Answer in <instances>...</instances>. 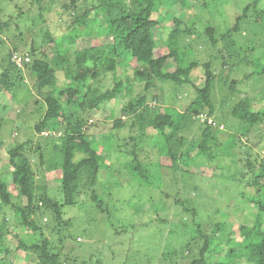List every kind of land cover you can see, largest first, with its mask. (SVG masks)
Segmentation results:
<instances>
[{
	"label": "trees",
	"instance_id": "obj_1",
	"mask_svg": "<svg viewBox=\"0 0 264 264\" xmlns=\"http://www.w3.org/2000/svg\"><path fill=\"white\" fill-rule=\"evenodd\" d=\"M168 1L92 0L90 3L88 0H64L58 5L60 10L69 15V19L64 22L65 31L61 35L46 31L45 43L36 47L33 40V45L27 52L23 51L28 44L22 34L24 32L14 35L16 33L12 34L10 31V23L17 16L11 15L5 21L0 19V32L10 35L13 40V50L5 58H0V94H9L16 84L24 82L25 69L32 81V89L39 95L43 94V100H34L38 105L34 111H42L34 125L38 136L35 147L30 144V139L18 141L17 146L9 151L8 167L0 172V211L12 209L17 222L14 226H26L43 237L41 241H34L14 234L19 238L18 249L31 254L37 264H98L91 262L92 258H82L79 253L72 252L77 249L78 242L73 230L75 219H65L64 216L67 207L82 208L86 204L91 206L92 211L104 214L116 233L125 232L128 226H148L151 222L171 223L172 206L181 208L182 213L176 216L179 217L178 222L183 224V231L173 232L172 227L167 236L172 239L175 247L172 252H168L169 257L158 264H170L175 255L180 257L175 260V264H236L238 261H242V264H264V158L252 159V154L247 151V168H253L259 163L260 169L254 170L251 178L252 184L257 187L256 197H247V193L243 192L242 202L246 203L247 197L257 204V208L253 225H241L243 237L240 240H232L225 235L219 237L224 230L223 223L218 222L210 228L203 222H196L198 210L203 205L198 202V198L203 194L191 197L187 194L188 186L180 191L179 185H176L175 177L178 172L185 180L191 179L195 176L190 172L191 167L215 160L221 163L222 177L229 172L230 178L236 181L235 170L239 162L236 151L245 150L242 145L239 146L240 139L236 133L224 136L217 125L216 115L218 112L224 113L219 110V106L224 107V102L236 93L235 85L245 81L244 79H250L252 73L245 75L240 82L235 79L230 81L227 75L240 66L244 58L242 60L240 55H232L230 58L222 55L217 59L224 60V64L228 66L215 75L211 70L213 62L205 63L204 85L202 88L195 85L197 94L184 111L171 105H166L163 110H160L157 103L153 106L151 101H163L161 83L170 81L177 87H183L191 83V72L198 66V62L189 60V44L182 40L184 36L194 34L193 28L185 25L184 28L171 29L161 25L170 15L169 10L162 9ZM170 1L176 10L191 5L188 0ZM261 1L249 2L236 17L234 26L222 38L242 31L241 23L248 19L250 8L259 9ZM31 2L39 5L40 12L34 17L40 20H44L48 9L56 6V0ZM211 2L213 1L206 0L204 6L209 8ZM94 9L102 14L101 18H91ZM259 10L264 14V8ZM26 13L27 10L20 8L18 17L27 19ZM154 13L158 14L157 18H153ZM34 17L31 19L34 20ZM258 19L256 15L255 22H259ZM103 20L105 24L102 23ZM175 22L180 24L182 21L175 19ZM206 32L214 46L218 42L217 37L213 35L212 29ZM244 34L241 35L247 41L244 42L245 47L240 48L245 50V54L254 53L252 59L248 57L249 53L245 59L259 67L253 75L264 76V61L255 54L257 46L262 43L257 38L247 39L248 35ZM260 34L254 33L256 37ZM79 40L87 42L82 49L73 47ZM160 40L167 41V49L156 56ZM50 43L53 48L47 51L45 45ZM4 44L5 41L1 39L0 47ZM14 55L21 56L23 62L17 63ZM25 58L29 60L26 61ZM101 59L105 60L102 66L98 65ZM90 61L93 62L92 66L89 65ZM126 65H134L136 79L143 82V92L138 95H131L132 88L124 87L123 79L116 75L118 67L124 68ZM226 70L228 73L225 77ZM109 71L114 75V86L100 92L94 88L92 81ZM61 76L65 77L62 85ZM218 78L223 83L220 90L226 85V97L220 104L216 102L215 96V81ZM127 81H130L129 77ZM124 90L129 99L120 107L117 116L111 115L114 118L112 129L129 127L133 130L137 127L136 135L130 134L117 140V136L111 133L113 139L107 144L90 140L91 126L98 124L97 119L106 112L108 103ZM261 92L264 95V89ZM203 114L208 117L201 121L199 116ZM229 114L241 135L248 136L249 132L264 126V108L256 109L249 96L234 104ZM209 117H214L215 121L210 122ZM186 125H197L198 133L189 140L184 132ZM148 129L155 132L148 133ZM49 140L52 143L47 150ZM121 140L122 143L119 142ZM145 142L150 144L151 152L157 156V165L168 170L167 174L158 171L153 173L144 164L140 153L146 150ZM3 144L0 137V148ZM113 151L128 159L111 160L108 153ZM37 166L43 167L40 168L39 175H43L44 179L37 175ZM124 170L128 171L130 180L135 181L137 186L133 187L129 200L134 221L119 229L123 222L116 213H112L108 198L115 186L121 184L119 177ZM48 172L53 174L50 179H45ZM11 186L18 189L17 195ZM189 186L192 188L193 184ZM148 187L160 189V198L154 197L153 192H150L149 198L145 197L148 194L146 192L151 191L145 189ZM196 189L194 186L193 190ZM182 193H185L183 198L179 197ZM136 198L139 199L135 200ZM223 213L226 214L224 211ZM44 219L48 221L44 222ZM43 230H49L51 236L42 234ZM11 232L9 219L2 215L0 242L3 243L5 236ZM199 239L203 241L197 242ZM66 243L70 247L66 253H62ZM4 247L2 244L1 253L8 252ZM133 255L131 259L136 260L139 254ZM215 255L218 262L212 261Z\"/></svg>",
	"mask_w": 264,
	"mask_h": 264
},
{
	"label": "rangeland",
	"instance_id": "obj_2",
	"mask_svg": "<svg viewBox=\"0 0 264 264\" xmlns=\"http://www.w3.org/2000/svg\"><path fill=\"white\" fill-rule=\"evenodd\" d=\"M63 1L64 0H56V6L51 10L48 9V11L45 12L46 17H44V20H40L34 17L40 12L39 5L37 3H32L31 0H0V19L5 21L11 15L17 16L16 20L10 23V31L12 34L16 33L14 35H18L21 31L24 32L22 34L25 36L28 44L23 48V51L27 52L30 46L33 45V40L36 47L45 43L44 33L46 31L55 35H61L65 31L64 22L69 19V15L67 12L60 10V6L58 5ZM88 1L91 3L92 0ZM188 1L191 5L184 9L176 10V8L171 5L172 1L169 0L162 9L169 10L170 15H168V18L165 19L161 25H165L171 29L184 28L185 25L193 28L194 34L190 37L184 36L182 40L189 44V60L198 62V66L191 72V83L183 87H177L170 81L161 83V87L163 88L161 98L163 101L157 102L153 100L151 104L154 106L157 103V105L160 106V110H163V107L166 105H171L180 111H184L197 94L195 85H199L200 88L204 85V76L206 72L205 63L212 61L211 70L215 75H218L221 73L222 69L226 68L228 65L226 66L224 64V60H219L217 58H220L222 55H227L228 58L232 55H235L233 57L240 55L242 60L244 58L240 66L232 69L227 77L230 81L235 79L239 82L242 81L247 74L252 73V77L248 80L244 79L245 81L235 85L237 90L236 93H234L232 98H228L226 102H224V107L219 106V110L221 109L224 113L222 114L217 111L220 115H216L217 125L221 128V132L224 133V136H227L225 134L236 133L237 137L240 139L238 142L239 146L242 145L245 150L243 152L239 150L236 151L237 160L239 161L235 170L237 171L236 181L230 178L231 175L229 172L225 174V177H222L223 169L218 160L191 167L190 172L195 175L191 179L185 180L180 172H178L175 177V182L177 181L176 185H179L180 191L188 186L187 194L191 197H198L199 193L203 194V196L198 198V202L201 204L203 203V205L200 206L198 210L199 214L196 215V222H203L210 228L218 222L223 223L224 230L219 234V237L225 235L232 240H240L243 237L241 225L246 224L252 226L256 219L255 211L257 204L247 197H256L257 187L252 184L251 178L252 172L254 170L259 171L260 165L256 163L255 167L249 169L246 166V159L249 156V151L252 154L250 155L252 159L258 157V159L261 160L264 158V126L249 132L248 136L241 135V133L237 132V128L233 124L234 119L230 117L229 110L240 99L247 96L252 99L253 106L256 109L264 108V95L263 92H261L264 89V76H258L257 74L253 75V72L259 70V67L253 66L251 63L247 62L245 57L249 52L245 54V50L240 48V46L245 47L244 42L247 41L246 37L241 34L245 33L244 35H248L247 39L252 37L254 40L257 38L258 42L262 44L257 46V52L255 54L264 61V14L259 10L260 8H264V0L258 5L259 9L250 8L248 19H244V22L241 23L242 31L236 32L225 39L224 37L222 38L223 34L234 26L236 17L243 11V8L249 2H253V0H212L213 2H211L212 4L210 3L209 8L204 6L206 0ZM20 8L27 10L25 14L27 19L18 17ZM157 15V13H154L152 16L153 18H157ZM256 15L259 18V22H255ZM101 16L102 14L94 9L91 18H101ZM31 17H34V20L31 19ZM261 18L262 20H260ZM175 19H179L182 22L176 24ZM253 20L254 22H251ZM102 23L105 24V20H103ZM18 27L20 29H18ZM209 29L213 30V35L218 39V42L214 46L211 45L210 37L206 32ZM255 32L261 34L256 37V35H254ZM9 36L8 34L0 32V40L3 39L5 41L4 46L0 47V58L3 56V58H5L7 53L13 50V40H11L12 38ZM13 39L15 38L13 37ZM17 40H19V38H17ZM86 44V40H79L73 47L82 49ZM232 47H234L239 54L235 53ZM52 48L53 44L51 43L45 45L47 51H50ZM166 49L167 41L160 40L155 55L159 56L163 54ZM253 55L254 53H249L248 57L252 59ZM104 62L105 60L101 59L98 65L101 64L102 66ZM89 65L92 66L93 62L90 61ZM227 73L228 70H226L224 76ZM24 74V82L16 84L15 88L9 94H0V137H2L4 141L3 146L0 148V172L2 169L8 167L10 160L9 151L17 146L18 141L22 142L30 139V144L34 147L38 141L34 125L38 121L42 111H34L38 106L35 104L34 100L43 98L41 97L43 94L39 95L32 89V81L26 69L24 70ZM116 75L123 79L124 87L132 88L131 95H138L143 92L144 85L143 82L136 79L134 65H126L124 68L123 66H119ZM127 77L130 78V81H127ZM64 80L65 77L61 76V85ZM114 82V75L110 71L105 75H101L99 79L92 81L94 88L100 92L112 88ZM222 84L219 78L215 81L216 102L219 104L222 102V99L226 97V85H223V89L220 90ZM117 95V97L108 103L106 112L98 117V124L91 126V133L89 135L90 140L101 144H107L110 143V139H113L111 133L117 136V140L126 138L130 134L136 135L137 127L133 130L129 127L117 130L112 129L114 118H111V115L117 116L120 107L129 99V95L125 90ZM207 117L206 114H203L199 116V119L203 121V119ZM209 121H215V118L209 117ZM153 132H155L153 129H148V133ZM184 132L188 140L191 139L198 133L197 125H186ZM119 142L122 143L123 140ZM51 143L52 141L49 140V143H47V147L49 148H47V150L51 148ZM144 147L146 150L140 153V157L149 170L153 173L158 171L162 173L166 172L167 174L168 170L161 169L157 165V156L151 152L150 144L145 142ZM101 149L103 150L102 146ZM108 154L113 161H117L118 159L124 161L128 159L115 151ZM48 158L49 156L47 159ZM223 165H226V163H223ZM45 166L46 164L43 165V167ZM43 167L37 166V175L44 179V177H42L43 175H39V170ZM127 172L126 170L121 172L119 177L121 184L115 186L112 190V194L108 198V203L113 210L112 213H116L123 222L119 229H122L121 227L125 224H132L134 221L132 212H130L131 206L129 205V200L133 194V187L137 186V183L130 180V175ZM52 174L51 172L45 174V179H50ZM190 184H193L192 188L189 186ZM194 186L197 187L196 190H193ZM11 189L16 195L19 193L18 189H15L14 186H11ZM145 189L151 190L146 192V194H148L145 195V197H148L150 192H153L154 197L160 198V189L154 188L153 190L152 187ZM243 192L247 193L246 203L242 202L244 199L242 196ZM184 194L182 193L179 197L183 198ZM137 199L139 198L135 200ZM216 199L218 200L215 201ZM66 210L67 211L64 212L65 219H75L73 230L74 236L78 242H76L77 249L72 252L75 254L79 253L82 258H92L91 262H98V264L161 263L164 258L169 257L168 252H172V249L175 247L174 242L167 234L172 231V227H174L173 232L181 233V231H183V224L180 221L178 222L179 217L176 216H180L182 211L181 208L176 209L175 206H172L170 210L171 223L151 222L148 226H128L126 231L124 230L125 232L122 233H116L111 223H109V220L104 218V214H99L98 211H92L89 204H86L82 208L81 206L79 208H77V206L67 207ZM223 211L226 212L225 215ZM13 214V210L9 208L0 211V218L2 215L7 216L12 231L5 236L3 243L0 242V248L1 245L4 244V248L8 250L6 253L0 252V257H5L3 259L0 258V264H37V262L31 258V254H25L18 249L19 238L16 235L18 234L21 238L28 240L32 239L34 241H41L43 237L39 232L35 233L26 226H14L17 222ZM88 214L92 215V217H89ZM145 217L148 220L150 219L149 216ZM43 221L47 222L48 220L44 219ZM42 234L49 237L51 236L49 230H43ZM177 239L180 241V238ZM202 241L203 240L200 239L197 240V242L200 243ZM64 247L65 249H63L62 253L68 251L70 244L66 243ZM134 253L139 254L136 260H134L135 258L131 259ZM179 258L178 255H175L170 264H175V260H179ZM212 261L218 262L216 255L213 256ZM242 263V261L236 262V264Z\"/></svg>",
	"mask_w": 264,
	"mask_h": 264
},
{
	"label": "built area",
	"instance_id": "obj_3",
	"mask_svg": "<svg viewBox=\"0 0 264 264\" xmlns=\"http://www.w3.org/2000/svg\"><path fill=\"white\" fill-rule=\"evenodd\" d=\"M14 60L17 62V63H19V64H21L22 62H23V58H21V56H19V55H14ZM26 59V61H28L29 59L28 58H25Z\"/></svg>",
	"mask_w": 264,
	"mask_h": 264
}]
</instances>
